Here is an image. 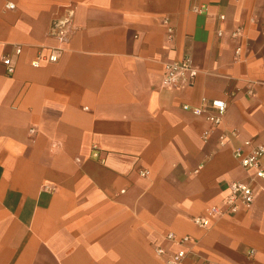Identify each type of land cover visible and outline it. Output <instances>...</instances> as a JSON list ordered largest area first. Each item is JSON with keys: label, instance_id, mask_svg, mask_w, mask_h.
Masks as SVG:
<instances>
[{"label": "crops", "instance_id": "1", "mask_svg": "<svg viewBox=\"0 0 264 264\" xmlns=\"http://www.w3.org/2000/svg\"><path fill=\"white\" fill-rule=\"evenodd\" d=\"M68 10L58 60L33 66ZM262 27L264 0H0V264H163L169 232L190 237L179 264H264V178L233 153L264 144ZM184 56L193 82L161 86ZM202 98L226 101L219 123L182 108ZM232 180L251 205L196 224Z\"/></svg>", "mask_w": 264, "mask_h": 264}, {"label": "built area", "instance_id": "2", "mask_svg": "<svg viewBox=\"0 0 264 264\" xmlns=\"http://www.w3.org/2000/svg\"><path fill=\"white\" fill-rule=\"evenodd\" d=\"M8 7H13V3L7 2ZM192 10L195 12H205L207 10L206 4H194ZM71 17L72 10H68L65 16L54 18L50 24L47 38L49 43H43L39 46L35 57L31 60L33 66H38L41 59L49 62L58 60L61 52L64 49V44L71 33ZM223 18V15H220ZM167 26V34L170 38L173 33V28L169 24L167 17L163 18ZM240 27L236 28L231 35L236 36L240 34ZM264 32V27H262ZM217 34H221V30H217ZM43 49H47V53L43 54ZM21 51V45L15 44L13 47V54L18 55ZM1 63L4 66V72L11 74L14 70L12 62V54L2 56ZM197 74V69L192 65L191 59L184 56L180 59L171 60L165 63L163 72L161 74V86L166 88L182 87L191 84ZM182 108L190 111L194 115L205 114L206 118L217 124L221 120V116L227 108V103L224 99L214 98L207 100L202 98L201 103L192 105L183 103ZM222 138V136H221ZM234 156L239 160L240 164L247 169L253 170L254 177L264 178V163L261 162L260 157L264 154V144H258L251 139H245L240 146L234 148ZM92 155H97L96 151ZM147 171H141V174H146ZM254 200V188L249 181L232 180L228 183V191L223 197L222 204H214L208 207L207 214L196 215L192 220L201 226H209L213 219H217L223 215H233L242 208H247ZM167 239L175 240L180 248L169 251L162 246H157L155 252L162 257L163 264H179L189 253V249L185 244L190 241L188 235L175 238L171 232L166 234Z\"/></svg>", "mask_w": 264, "mask_h": 264}]
</instances>
